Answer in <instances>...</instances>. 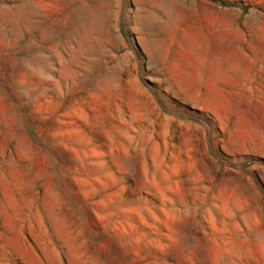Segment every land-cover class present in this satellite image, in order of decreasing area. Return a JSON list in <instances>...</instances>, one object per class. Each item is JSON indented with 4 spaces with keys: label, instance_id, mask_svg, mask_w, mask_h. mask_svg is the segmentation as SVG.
I'll list each match as a JSON object with an SVG mask.
<instances>
[{
    "label": "rangeland",
    "instance_id": "374dc122",
    "mask_svg": "<svg viewBox=\"0 0 264 264\" xmlns=\"http://www.w3.org/2000/svg\"><path fill=\"white\" fill-rule=\"evenodd\" d=\"M0 264H264V0H0Z\"/></svg>",
    "mask_w": 264,
    "mask_h": 264
}]
</instances>
